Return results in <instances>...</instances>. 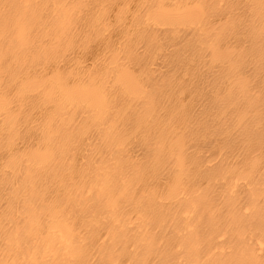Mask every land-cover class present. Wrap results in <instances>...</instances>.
<instances>
[{
	"label": "bare ground",
	"instance_id": "1",
	"mask_svg": "<svg viewBox=\"0 0 264 264\" xmlns=\"http://www.w3.org/2000/svg\"><path fill=\"white\" fill-rule=\"evenodd\" d=\"M0 264H264V0H0Z\"/></svg>",
	"mask_w": 264,
	"mask_h": 264
}]
</instances>
